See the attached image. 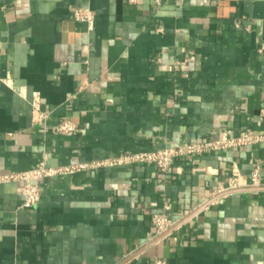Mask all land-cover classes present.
<instances>
[{"label": "crops", "instance_id": "1", "mask_svg": "<svg viewBox=\"0 0 264 264\" xmlns=\"http://www.w3.org/2000/svg\"><path fill=\"white\" fill-rule=\"evenodd\" d=\"M33 93L46 120H34ZM66 121L74 132L58 130ZM254 131L264 0H0V175ZM235 172L240 188L264 187V141L167 173L134 164L48 178L32 208L22 183L0 184V264H264V190L221 196L150 245L155 215L178 223Z\"/></svg>", "mask_w": 264, "mask_h": 264}, {"label": "built area", "instance_id": "2", "mask_svg": "<svg viewBox=\"0 0 264 264\" xmlns=\"http://www.w3.org/2000/svg\"><path fill=\"white\" fill-rule=\"evenodd\" d=\"M75 20L86 23L90 29L94 27V14L90 9L78 8L74 12ZM182 69H186V63L181 65ZM4 82L12 87L10 77L4 79ZM19 95L26 97L25 87L13 88ZM33 117L35 121H43L48 118V114L41 109V100L39 93H33L30 100ZM76 126L69 121L62 123L58 130L63 132H74ZM264 141V133L251 132L243 133L237 136L212 139L206 138L197 142H184L177 146L168 147L158 151H141L120 153L104 159L93 160L88 162H77L70 165L52 167L48 166L46 160H43L37 167L6 175H0V184L20 182L22 183L23 202L21 207H36L41 202L40 182L57 176L75 174L86 170H96L103 167L127 166L134 164H148L159 168L163 173H167L173 166L175 161L180 158L189 157L196 154H203L210 151H222L235 147L247 146L252 143ZM252 180L255 184L258 183L259 170L255 169L252 173ZM242 187L240 176L235 172V177L232 179L228 187L224 191L237 189ZM153 224L157 229L156 234L169 230L175 225L168 217L163 215H155ZM154 264H167L163 259H157Z\"/></svg>", "mask_w": 264, "mask_h": 264}, {"label": "water", "instance_id": "3", "mask_svg": "<svg viewBox=\"0 0 264 264\" xmlns=\"http://www.w3.org/2000/svg\"><path fill=\"white\" fill-rule=\"evenodd\" d=\"M256 190H264V187H251V188H237V189H231V190H227L221 194H219L218 196L214 197L213 199H211L210 201H207L206 203H204L201 207H199L198 209H196L195 211H193L191 214H189L187 217L183 218L181 221H179L178 223H176L173 227H171L169 230H167L166 232L162 233L159 237H157L154 241H152L150 243V245L156 243L157 241H159L161 238H163L164 236L168 235L169 233H171L173 230H175L176 228H178L179 226L183 225L184 223H186L187 221H189L191 218H193L196 214H198L200 211H202L204 208H206L207 206H209L212 202L216 201L218 198H220L221 196L227 195V194H233V193H237V192H243V191H256ZM126 261H124L121 264H124Z\"/></svg>", "mask_w": 264, "mask_h": 264}]
</instances>
